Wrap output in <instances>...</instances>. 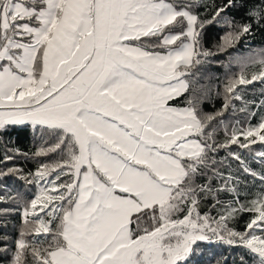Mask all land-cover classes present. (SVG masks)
<instances>
[{
  "label": "snow or ice",
  "instance_id": "snow-or-ice-1",
  "mask_svg": "<svg viewBox=\"0 0 264 264\" xmlns=\"http://www.w3.org/2000/svg\"><path fill=\"white\" fill-rule=\"evenodd\" d=\"M256 30L264 0H0V163L43 158L0 169L36 188H0V264H193L200 242L264 264V150H233L264 145V92L242 87L264 85V48L230 55ZM224 55L240 70L206 111ZM19 126L31 157L3 139Z\"/></svg>",
  "mask_w": 264,
  "mask_h": 264
},
{
  "label": "trees",
  "instance_id": "trees-1",
  "mask_svg": "<svg viewBox=\"0 0 264 264\" xmlns=\"http://www.w3.org/2000/svg\"><path fill=\"white\" fill-rule=\"evenodd\" d=\"M223 35V31L220 30L218 26H213L208 29L205 37V46L212 47L213 44L218 40L219 36ZM264 48V32L256 30L253 35L247 36L240 43H238L234 49L230 51L231 57H248L254 55L259 49ZM220 62H215L211 66V81H205L209 83L213 88L212 99L205 103L204 108L206 111H213L214 108H219L222 103V97H217L215 95V90L219 86L220 90H223V82L226 75H231L232 73L239 72L240 66L236 63H232L230 67H226L229 63V55L221 56ZM251 68V66H250ZM218 78V79H217ZM245 89L244 96L248 100H259L261 99V92H264V85L260 84L258 81L253 82V84L242 86ZM239 107V102H237ZM258 117L252 118L251 123L256 124ZM219 138L223 140V132L221 131ZM4 141H11L10 147L19 149L21 152L28 153L31 157L34 153L39 143L34 141L33 132L29 126H19L14 130H10V135L4 136ZM233 150L239 151L245 158H249L251 154L264 150V145L260 143L250 146V149H238L233 146ZM221 155H226V152H221ZM3 156V145L0 144V157ZM43 158H33L24 159L19 157L14 161L5 163H0V169H6L8 167H20L23 168L25 173L35 171L38 167V160ZM252 167L259 170L261 165L258 162L253 163L249 160ZM7 185L13 192L19 191L21 196L24 198H30L36 192L35 186H23V181L16 179L15 177L6 178L0 180V188ZM0 195H3L0 192ZM11 205L0 204V208L10 207ZM207 208L202 209L206 211ZM249 217L247 214L243 215L239 223L235 226L239 230H243V225ZM8 233L12 235H18V230L21 224V219L19 214L9 218ZM15 226V227H13ZM4 234L3 230L0 229V235ZM197 255L193 257V264H239V258L242 254V250L238 248H229L227 245L220 243L207 244L206 242H200L197 249ZM248 264H253V261L245 256Z\"/></svg>",
  "mask_w": 264,
  "mask_h": 264
}]
</instances>
